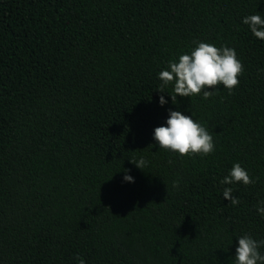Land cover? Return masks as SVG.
Here are the masks:
<instances>
[{
	"label": "trees",
	"instance_id": "trees-1",
	"mask_svg": "<svg viewBox=\"0 0 264 264\" xmlns=\"http://www.w3.org/2000/svg\"><path fill=\"white\" fill-rule=\"evenodd\" d=\"M254 14L264 0H0V264H234L237 237L264 239V40L242 22ZM193 41L234 48L244 70L231 95L173 104L158 73ZM169 109L215 151L159 148ZM235 163L256 182L221 185Z\"/></svg>",
	"mask_w": 264,
	"mask_h": 264
},
{
	"label": "clouds",
	"instance_id": "clouds-1",
	"mask_svg": "<svg viewBox=\"0 0 264 264\" xmlns=\"http://www.w3.org/2000/svg\"><path fill=\"white\" fill-rule=\"evenodd\" d=\"M242 22L249 26L256 38L264 40V19L259 14L248 15ZM193 44L195 47L189 52L169 60L167 67L158 73L162 83L157 91L164 93L168 85H173L172 92L167 91L173 104L177 103L178 96H199L201 92H203V99L207 100L216 94L220 85L231 95L232 90L239 85L238 77L244 70L242 62L237 58L236 50L226 45L218 48L214 44L203 41H193ZM159 103L161 106L167 103L163 95H160ZM153 138L159 148L178 153L181 157L207 156L215 151L213 137L206 127L194 120L192 116L171 109H169L166 126L156 127ZM131 163L142 170L147 165L143 157L139 160L131 159ZM169 163L172 161L170 160ZM127 172L128 170H125L124 181L134 182V178ZM238 182L247 186L256 181L249 176L240 163H235L220 184L231 185ZM177 186L178 182L174 181L173 187ZM222 195L224 199L230 201L231 205H239L240 199L233 196L231 187H224ZM254 207L257 213L264 217V201H260ZM237 238L238 247L235 250L234 264H264V254L259 251L264 246V239L257 241L249 234H243ZM75 259L79 261V264H85L80 256H76Z\"/></svg>",
	"mask_w": 264,
	"mask_h": 264
}]
</instances>
